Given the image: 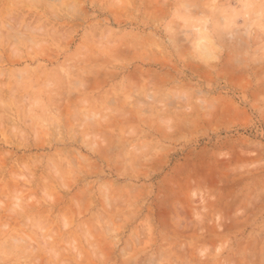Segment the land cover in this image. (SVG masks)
I'll return each instance as SVG.
<instances>
[{
  "label": "rangeland",
  "instance_id": "obj_1",
  "mask_svg": "<svg viewBox=\"0 0 264 264\" xmlns=\"http://www.w3.org/2000/svg\"><path fill=\"white\" fill-rule=\"evenodd\" d=\"M0 87V264H264V0H0Z\"/></svg>",
  "mask_w": 264,
  "mask_h": 264
},
{
  "label": "bare ground",
  "instance_id": "obj_2",
  "mask_svg": "<svg viewBox=\"0 0 264 264\" xmlns=\"http://www.w3.org/2000/svg\"><path fill=\"white\" fill-rule=\"evenodd\" d=\"M1 88V87H0ZM73 202H74V200H73Z\"/></svg>",
  "mask_w": 264,
  "mask_h": 264
}]
</instances>
